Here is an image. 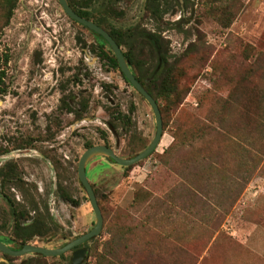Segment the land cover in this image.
<instances>
[{
	"label": "rangeland",
	"instance_id": "obj_1",
	"mask_svg": "<svg viewBox=\"0 0 264 264\" xmlns=\"http://www.w3.org/2000/svg\"><path fill=\"white\" fill-rule=\"evenodd\" d=\"M143 1L92 0L88 9L120 28L139 24L160 31L169 40L172 55L189 50L182 60L186 70L182 83L188 90L165 127L161 116L162 136L154 152L131 170L104 156L87 162L86 178L103 225L97 239L89 242L91 250L82 264H94L103 243L117 236L121 242L115 253L122 264H132L133 258L138 264H264V157L259 164L248 157L256 168L239 173L233 172L234 164L225 167L219 162L209 167V160L203 161L189 146L162 155L174 134L195 117L203 119L218 109L238 84L248 89L264 86V0H232L233 22L228 28L216 19L218 12H210L208 0H192V4L167 0L157 21L143 11ZM97 44L91 31L73 22L57 0H18L2 31L0 55L7 51L10 58L5 71L7 92L0 94V167L7 161L17 164L28 192L41 207L48 205L58 227L30 244L58 247L94 226L77 163L86 144L104 143L98 131L107 130L106 110L131 115L128 133L119 128L116 138L107 132L117 155L132 157L154 135L149 105L119 70L93 53ZM247 45L255 50L245 56ZM256 53L261 57L253 62ZM243 74L248 81H241ZM103 85H110L112 93ZM61 87L76 99L83 92L88 108L81 119L59 110ZM76 99L70 103L77 109ZM233 137L223 145L229 144V152H241L245 140ZM61 191L77 203L65 201ZM2 194L17 203L27 202L18 187L0 184V235L8 238L11 218ZM71 256L68 251L59 256L25 254L9 259L0 253V263L22 264L30 259L28 264H71Z\"/></svg>",
	"mask_w": 264,
	"mask_h": 264
},
{
	"label": "trees",
	"instance_id": "obj_2",
	"mask_svg": "<svg viewBox=\"0 0 264 264\" xmlns=\"http://www.w3.org/2000/svg\"><path fill=\"white\" fill-rule=\"evenodd\" d=\"M17 1L18 0H0V37L4 27L9 24ZM67 1L76 14L92 20L102 27L119 45L136 80L157 102L165 127L167 124V117L181 103L188 90L182 83V79L186 77V70L182 64V60L187 56L189 50L183 51L178 56L172 55L170 42L160 31L149 29L139 24L120 28L114 24L108 23L107 18L104 16H94L91 9H88L92 0H84L83 4L73 0ZM231 1L232 0H208L206 2V5L209 4L208 9L211 13L213 11L214 13H219L216 19L223 28H228L233 22V17L229 15V3ZM167 2V0H144L143 11L151 19L157 21L162 18L161 15L164 12L163 6L166 5ZM188 3L192 4V0H185V4ZM213 4H217V6L215 7ZM91 33L98 42L97 49L92 50L93 53L100 59L105 60L111 68L120 71L117 59L113 55L112 50L108 49L105 51L103 49L104 46H107V48L109 47L107 42L93 31H91ZM247 46H250L251 49L249 47L245 49L244 52L247 53L245 56H248L251 50H255L254 46ZM123 48H125V50ZM252 57L253 62H256L261 57V53H256ZM9 58L10 55L7 51H3L0 55V94L7 92L8 87L5 83V71ZM253 70V67L250 66L249 71L251 72ZM121 76L123 80L131 86L122 73ZM240 79L241 81H248L245 74L241 75ZM75 80L79 82V79L77 80L75 78ZM102 87L104 90L112 93L110 85H103ZM238 88H240V91H238ZM60 91L59 110L72 113L76 119H81L88 108V100L83 98V92H78L81 97L80 99H76L75 94L65 93L64 87H61ZM74 99H76L77 109L70 103V101ZM226 108H228V112H221ZM106 112L109 116L107 130L99 129L98 133L100 139L104 141L103 144L110 147L107 132H110L118 138L119 128L128 133L132 121L130 113H123L119 109H108ZM225 124H228V126H225ZM246 130L252 135H249ZM237 131L243 133L238 135ZM248 135L249 138L247 139ZM233 136L245 140L244 142L242 141L245 144L243 145L245 148H243L241 152H237V150H230L229 152L227 151L229 144L223 145L225 139H227L229 143L232 142V140L235 139ZM218 137L223 138L221 141H218L216 140ZM205 139H207V142L204 141ZM90 146H92L90 143L86 144L87 148ZM178 146H189L191 150L193 148V154H201L203 161L206 159L209 160V163L207 162L209 167H214L215 164L220 162V164L225 167L232 164L237 166V169L233 172L240 173L242 170H247L249 173H252V170L256 168L255 163L259 164L264 157V86L261 88L254 87L248 89L238 84L229 92L227 97L220 102L218 109H213L210 113L206 114L203 119L195 117L188 123L184 130L178 134H174L171 144L162 152V155L169 154V152ZM214 155L221 156L215 157ZM251 156H253L255 161V163H253L254 168L248 160V157L250 158ZM105 158L107 161L115 163L112 159ZM163 162L165 163L166 161L164 160ZM133 166L134 165L126 166L123 167V169L129 171ZM244 180L247 182L249 176L244 177ZM0 184L18 187L23 193L24 200L27 202L17 203L8 195L2 194L8 205L9 217L11 218V235L7 239L0 235V241L3 243L12 241L14 247L20 248L24 244L30 243L35 237L52 235L58 230L57 224L53 221L50 214L48 205L43 204L41 207L28 192L25 183L19 175L18 167L15 162L7 161L0 167ZM61 194V197L65 201L74 204L77 203V201L73 200L62 191ZM96 239V237H93L84 243L87 250L85 257L89 255L91 250L89 242H93ZM119 242H121L120 236L105 241L103 243V245H105L104 249L95 254L96 260L94 264H122V260L119 259L118 253H115ZM65 243L66 242L63 244ZM127 255L129 256V253H127ZM38 256L42 255L39 254ZM6 258L10 259L9 256ZM29 260L30 259H27V261L22 264H28ZM137 261L138 260L133 258L132 264H138Z\"/></svg>",
	"mask_w": 264,
	"mask_h": 264
},
{
	"label": "water",
	"instance_id": "obj_3",
	"mask_svg": "<svg viewBox=\"0 0 264 264\" xmlns=\"http://www.w3.org/2000/svg\"><path fill=\"white\" fill-rule=\"evenodd\" d=\"M63 9L64 13L73 21L79 23L80 25L86 27L90 31H93L100 37H102L110 49L113 52V55L117 59V63L119 65L120 71L125 77V79L130 83V85L139 93V95L146 101L149 105L155 124V132L151 139V141L138 153H136L132 157H121L117 155L111 147H108L104 144L92 145L86 148L83 153L80 155L77 163V177L86 192L87 198L89 199L93 214H94V226L84 234L76 237L75 239L69 241L62 247H54V248H46L38 245H33L30 243L24 244L18 250H12L7 247L0 241V251L4 253H8L14 256H22L25 254L32 255H43V256H59L66 251L71 250L74 247L81 245L82 243L88 241L93 237H97L100 234L103 225V217L98 206L96 196L93 192V189L86 178L85 168L87 162L96 156H104L112 159L117 165L126 167L130 165H134L137 162L143 160L148 155H150L159 144V141L162 136V120L160 110L158 108V104L155 99L144 89V87L136 80L134 74L132 73L125 57L122 54L121 48L114 41V39L108 34L106 30L102 27L94 23L92 20L86 19L84 17L76 14L72 8L69 6L67 0H57ZM86 254V248L76 249L71 256V264H82L84 256Z\"/></svg>",
	"mask_w": 264,
	"mask_h": 264
},
{
	"label": "flooded vegetation",
	"instance_id": "obj_4",
	"mask_svg": "<svg viewBox=\"0 0 264 264\" xmlns=\"http://www.w3.org/2000/svg\"><path fill=\"white\" fill-rule=\"evenodd\" d=\"M89 200V199H88ZM90 203V202H89ZM78 237V236H77ZM7 239V238H6ZM75 239V238H74ZM73 240V239H72ZM69 241H66V243H68ZM65 243V244H66ZM85 243V242H84ZM84 243H82L81 245H79V246H77V247H74V248H72L71 250H69V251H71L72 253L76 250V249H79V248H86L85 247V245H84ZM3 244H5L7 247H9V248H11L12 250H18V249H20V248H16V247H14V243L12 242V241H9L8 243H3ZM63 244V243H62ZM60 244L58 247H62V246H64L65 244ZM34 245V244H33ZM87 251V250H86ZM66 252H68V251H66ZM66 252H64V253H66ZM0 253L6 258L7 256H9V257H20V256H14V255H11V254H8V253H4V252H1L0 251ZM63 253V254H64ZM37 255H39V254H37ZM85 256H86V254H85ZM85 256H84V258H85ZM84 260V259H83Z\"/></svg>",
	"mask_w": 264,
	"mask_h": 264
}]
</instances>
